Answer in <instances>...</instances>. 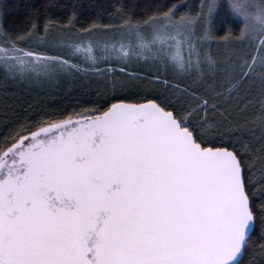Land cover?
Returning a JSON list of instances; mask_svg holds the SVG:
<instances>
[{
	"label": "snow or ice",
	"instance_id": "obj_1",
	"mask_svg": "<svg viewBox=\"0 0 264 264\" xmlns=\"http://www.w3.org/2000/svg\"><path fill=\"white\" fill-rule=\"evenodd\" d=\"M9 7L5 95L96 98L0 122V264H264V0Z\"/></svg>",
	"mask_w": 264,
	"mask_h": 264
},
{
	"label": "trees",
	"instance_id": "obj_2",
	"mask_svg": "<svg viewBox=\"0 0 264 264\" xmlns=\"http://www.w3.org/2000/svg\"><path fill=\"white\" fill-rule=\"evenodd\" d=\"M10 5L11 22L17 27H24L37 15L43 17L45 9L48 15L55 21L66 23L76 14L77 27L87 26L93 21L110 23V15L118 2L124 0H0ZM139 3H147V0H138ZM198 2V0H195ZM42 22V20H41ZM14 91V90H13ZM0 96V122L6 117L11 119L12 110L32 116L41 109L54 110L60 107H75L79 103L87 106V101L95 100L84 93L68 94L66 92L50 95L46 91H23L13 95ZM7 105V108L5 107Z\"/></svg>",
	"mask_w": 264,
	"mask_h": 264
},
{
	"label": "rangeland",
	"instance_id": "obj_3",
	"mask_svg": "<svg viewBox=\"0 0 264 264\" xmlns=\"http://www.w3.org/2000/svg\"><path fill=\"white\" fill-rule=\"evenodd\" d=\"M1 2V1H0ZM192 2H195V0H192ZM14 90V86H9V89H8V94ZM35 91H46V95L47 93L50 94V95H53V94H56V93H63V92H66L68 94H76V92H79V93H84V94H87L91 97H95L94 93L96 91L95 89V86H93L92 88H88V89H84V88H80V87H74L72 89L69 90L67 84L65 83H61L60 87L58 88H52V89H48L47 87H45V89L41 90V89H36ZM7 94V95H8ZM0 96L4 97L6 96L5 95V90L3 88H0Z\"/></svg>",
	"mask_w": 264,
	"mask_h": 264
}]
</instances>
